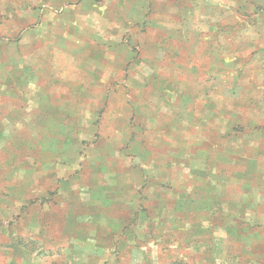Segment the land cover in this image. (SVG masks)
I'll return each mask as SVG.
<instances>
[{
    "label": "rangeland",
    "instance_id": "374dc122",
    "mask_svg": "<svg viewBox=\"0 0 264 264\" xmlns=\"http://www.w3.org/2000/svg\"><path fill=\"white\" fill-rule=\"evenodd\" d=\"M0 264H264V0H0Z\"/></svg>",
    "mask_w": 264,
    "mask_h": 264
}]
</instances>
